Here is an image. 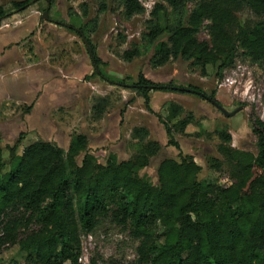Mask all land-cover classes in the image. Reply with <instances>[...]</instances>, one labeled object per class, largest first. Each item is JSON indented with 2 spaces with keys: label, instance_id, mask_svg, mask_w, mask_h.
I'll return each mask as SVG.
<instances>
[{
  "label": "trees",
  "instance_id": "trees-1",
  "mask_svg": "<svg viewBox=\"0 0 264 264\" xmlns=\"http://www.w3.org/2000/svg\"><path fill=\"white\" fill-rule=\"evenodd\" d=\"M47 1L51 6L53 0ZM106 1L100 0L98 13L106 10ZM116 1L127 18L144 12L139 0ZM158 1L149 11L139 43L120 54L123 61L152 52L156 67L181 59L199 68L202 76L207 65L214 66L221 78L241 59L258 66L264 75V0ZM30 2L12 1L11 11L0 5V22ZM96 23L97 17L75 33L87 42L99 66L89 39ZM202 27L208 41L197 38ZM126 87L144 99L148 110L149 91L189 89L203 94L192 86L177 90L161 85L142 74ZM108 102L103 96L94 99L91 111L96 120ZM182 113L180 105L170 103L166 117L157 116L168 145L176 148L173 134L183 133L190 123L191 115L180 118ZM251 123L256 154L232 147L230 135L217 132L222 161L209 158L208 164L214 171L227 172L232 180L227 186L199 181L201 167L189 155L162 159L156 183L139 175L161 151L143 126L131 129L130 158L109 157L105 163L88 152V138L80 133L71 136L66 150L35 140L20 154L16 145L6 147L7 157L0 140V249L16 246L24 264H81V235H92L109 224L127 232L137 244L129 264H264V121L254 118Z\"/></svg>",
  "mask_w": 264,
  "mask_h": 264
},
{
  "label": "rangeland",
  "instance_id": "rangeland-1",
  "mask_svg": "<svg viewBox=\"0 0 264 264\" xmlns=\"http://www.w3.org/2000/svg\"><path fill=\"white\" fill-rule=\"evenodd\" d=\"M12 1L0 0V5L11 11ZM47 2L31 0L26 9L12 10L0 22V140L4 157L8 155L6 147L16 145L20 154L35 140L50 141L66 150L71 136L80 133L88 138L87 150L98 162L105 163L109 157L122 161L134 153L131 129L143 126L149 131V139L161 145V151L139 175L156 183L158 163L164 158L179 160L181 154L191 156L201 167L199 181L231 184L227 172L212 170L208 160L222 161L217 151L221 142L217 132L222 130L230 135L232 147L257 153L251 121H264V75L258 66L237 59L217 78L214 66L207 65L202 76L199 68L181 59L156 67L152 52L126 62L120 54L139 43L149 11L158 0H139L144 12L130 18L125 17L116 0H107L101 13L100 0H53L51 6ZM45 10L48 20L41 17ZM96 17L89 39L100 60L98 72L82 38L75 33L81 24ZM197 38L209 40L205 27ZM139 74L161 85L195 87L206 99L192 92L149 91L148 110L144 99L126 87ZM98 96L109 102L102 118L96 120L91 106ZM207 98L231 115H224ZM170 103L182 107L180 118L191 115L184 132L173 134L179 148L168 145L164 127L157 119L166 117ZM82 156L77 157L78 163ZM80 242L81 264H129L137 245L127 232L109 224L92 235H81ZM14 259L24 264L16 246L0 249L1 264H11Z\"/></svg>",
  "mask_w": 264,
  "mask_h": 264
},
{
  "label": "water",
  "instance_id": "water-1",
  "mask_svg": "<svg viewBox=\"0 0 264 264\" xmlns=\"http://www.w3.org/2000/svg\"><path fill=\"white\" fill-rule=\"evenodd\" d=\"M42 19L43 20H48V13H47V11L45 10L43 13H42ZM77 32H80V30H78ZM84 44L86 45V47H87V49H88V51H89V54H90V56H91V59H92V61H93V63H94V57H93V55H92V52L90 51V49H89V47H88V45H87V42L84 40ZM94 67H95V69H96V72H98V70H97V66H96V64L94 63ZM176 89H179V90H183L182 88H176ZM187 91H189V92H192V93H196V94H200V95H202V96H204L203 94H201V93H199V92H196V91H194V90H187ZM205 97V96H204ZM205 99H206V97H205ZM214 106H216L224 115H226V116H230L231 114L230 113H227L224 109H222L215 101H213V100H210L209 98H207Z\"/></svg>",
  "mask_w": 264,
  "mask_h": 264
},
{
  "label": "crops",
  "instance_id": "crops-1",
  "mask_svg": "<svg viewBox=\"0 0 264 264\" xmlns=\"http://www.w3.org/2000/svg\"><path fill=\"white\" fill-rule=\"evenodd\" d=\"M48 9V8H47ZM0 29H2V27H0Z\"/></svg>",
  "mask_w": 264,
  "mask_h": 264
}]
</instances>
